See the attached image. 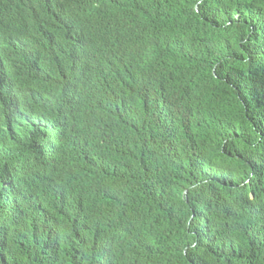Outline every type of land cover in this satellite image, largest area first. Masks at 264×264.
Instances as JSON below:
<instances>
[{
    "label": "trees",
    "instance_id": "1",
    "mask_svg": "<svg viewBox=\"0 0 264 264\" xmlns=\"http://www.w3.org/2000/svg\"><path fill=\"white\" fill-rule=\"evenodd\" d=\"M47 2L0 7V264H264V0Z\"/></svg>",
    "mask_w": 264,
    "mask_h": 264
},
{
    "label": "clouds",
    "instance_id": "2",
    "mask_svg": "<svg viewBox=\"0 0 264 264\" xmlns=\"http://www.w3.org/2000/svg\"><path fill=\"white\" fill-rule=\"evenodd\" d=\"M47 3V0H0V7L3 8L4 11L5 8H8V10H14L23 15V11L31 9V7L34 5L41 7V13H35L36 15L40 16L44 15V12H47ZM29 18H33L32 15Z\"/></svg>",
    "mask_w": 264,
    "mask_h": 264
}]
</instances>
